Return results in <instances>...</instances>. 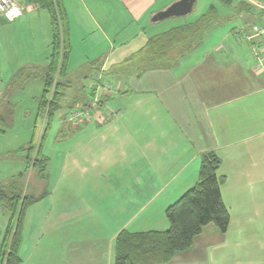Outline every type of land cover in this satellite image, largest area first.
Masks as SVG:
<instances>
[{
    "label": "crops",
    "instance_id": "crops-1",
    "mask_svg": "<svg viewBox=\"0 0 264 264\" xmlns=\"http://www.w3.org/2000/svg\"><path fill=\"white\" fill-rule=\"evenodd\" d=\"M15 1L24 6L23 15L9 22L12 29H26L18 41L30 54L20 69L44 72L51 54L49 13ZM175 1L63 0L72 81L44 144L49 194L27 210L20 264H115L122 231L169 228L166 209L196 185L207 151L221 158L228 230L205 226L190 249L163 264H264V71L242 33L264 24V10L239 13L234 6L217 7L222 0H196L200 9L193 20L165 26L152 21ZM211 5L229 21L174 67L128 77L105 74L151 36L195 21ZM99 75L119 91L104 98L90 119L68 121L67 110L92 98L86 78ZM46 125L44 118L37 127L38 142ZM1 210L9 214L0 219L5 231L10 212Z\"/></svg>",
    "mask_w": 264,
    "mask_h": 264
},
{
    "label": "trees",
    "instance_id": "trees-1",
    "mask_svg": "<svg viewBox=\"0 0 264 264\" xmlns=\"http://www.w3.org/2000/svg\"><path fill=\"white\" fill-rule=\"evenodd\" d=\"M237 12L251 11L257 5L239 0H222ZM263 3L264 0H254ZM47 10L52 26V42L49 64L44 72L22 68L26 79L40 77L44 90L38 98V118L47 119L40 142L28 143L25 158L27 167L37 170L41 188L35 193L23 179L26 172L12 176L0 185V207L10 212L8 225L2 235L0 264H20L24 223L28 208L49 194V179L46 173L48 158L43 154L48 131L57 113L63 109L65 88L71 79L67 76L68 59L72 44L70 26L63 0H27ZM264 13V12H263ZM229 19L224 18L215 5L195 21L170 28L151 36L146 44L122 62L113 65L106 75L134 76L151 69L174 67L185 55L198 47L209 31ZM19 75V74H18ZM109 82V81H108ZM112 83V82H111ZM77 98V97H76ZM0 121H4L1 117ZM37 129L33 138H36ZM221 158L214 151L202 154L198 182L166 209L169 228L166 231H122L117 239L115 264H163L176 253L190 249L194 239L211 223L223 232L228 230L231 216L222 193L225 176L219 175ZM27 168V169H28Z\"/></svg>",
    "mask_w": 264,
    "mask_h": 264
},
{
    "label": "rangeland",
    "instance_id": "rangeland-1",
    "mask_svg": "<svg viewBox=\"0 0 264 264\" xmlns=\"http://www.w3.org/2000/svg\"><path fill=\"white\" fill-rule=\"evenodd\" d=\"M221 3H217L216 6H226ZM195 7L193 12L185 17L169 18L159 24L165 26L167 22H171L170 20H183L182 18L188 21L193 20L200 9V6ZM26 32L24 27L12 29L11 22L0 21V118H4V121H0V185L6 184L13 175L24 171L26 172L23 179L24 185L28 184V187L38 194L42 182L37 170L27 167L25 158L28 152L26 148H23L30 142L38 143L39 134L36 133L35 139L33 136L35 129L44 121V117L38 118V98L43 93L44 82L39 77L26 79L27 72L19 73L22 64L29 59L30 55L18 41L23 36L26 37ZM75 77L79 76L75 75ZM86 79L85 84H88L91 79ZM104 98L106 97H103L102 101ZM56 120L58 115L52 122ZM3 214L9 215L1 210L0 219L3 218Z\"/></svg>",
    "mask_w": 264,
    "mask_h": 264
},
{
    "label": "built area",
    "instance_id": "built-area-1",
    "mask_svg": "<svg viewBox=\"0 0 264 264\" xmlns=\"http://www.w3.org/2000/svg\"><path fill=\"white\" fill-rule=\"evenodd\" d=\"M259 9L264 10V5L256 4ZM24 6L15 0H0V15L8 21H16L23 15ZM244 38L252 44V55L257 62V68L264 71V24H253L243 28ZM260 39L256 41L255 39ZM92 90V98L85 107H77L67 110L65 117L70 122L85 121L92 117L93 112L99 107L103 97L112 96L119 91V86L102 80L99 75L89 81Z\"/></svg>",
    "mask_w": 264,
    "mask_h": 264
},
{
    "label": "water",
    "instance_id": "water-1",
    "mask_svg": "<svg viewBox=\"0 0 264 264\" xmlns=\"http://www.w3.org/2000/svg\"><path fill=\"white\" fill-rule=\"evenodd\" d=\"M196 0H177L166 9L157 12L153 17V22L163 21L173 17H185L193 12Z\"/></svg>",
    "mask_w": 264,
    "mask_h": 264
}]
</instances>
